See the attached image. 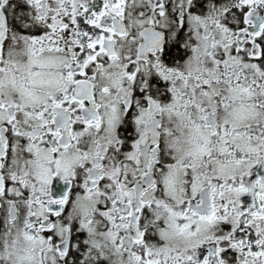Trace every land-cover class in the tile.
I'll return each mask as SVG.
<instances>
[{
  "label": "snow or ice",
  "instance_id": "snow-or-ice-1",
  "mask_svg": "<svg viewBox=\"0 0 264 264\" xmlns=\"http://www.w3.org/2000/svg\"><path fill=\"white\" fill-rule=\"evenodd\" d=\"M0 264H264V0H0Z\"/></svg>",
  "mask_w": 264,
  "mask_h": 264
}]
</instances>
